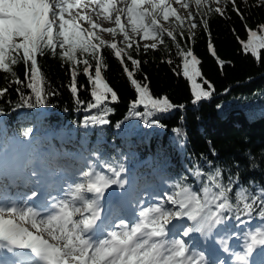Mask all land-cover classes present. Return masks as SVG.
Instances as JSON below:
<instances>
[{
	"label": "snow or ice",
	"instance_id": "1",
	"mask_svg": "<svg viewBox=\"0 0 264 264\" xmlns=\"http://www.w3.org/2000/svg\"><path fill=\"white\" fill-rule=\"evenodd\" d=\"M247 2L194 0L193 11L185 0H0V100L11 89L20 98L16 108H34L46 104L48 96L57 95L49 90L40 63L41 58L51 57L65 69L67 88L76 104L90 113L82 126L108 125L114 111L110 105L119 96L105 75L107 50L134 89L132 114L145 123L163 126L158 119L149 118L177 106L167 95L156 97L146 75L137 79L142 64L147 63L138 56L155 52L158 46L167 50V37L180 59L172 70L189 82L192 103L210 99L215 90L203 77L201 60L191 47L195 30L201 28L207 34V52L223 70L226 62L218 55L209 18L213 13L224 17L230 8L244 20L239 5ZM257 6H264V0H257ZM244 28L245 37L236 36L240 50L259 62L264 23L245 24ZM161 62L173 64L171 58ZM20 64L24 66L22 78L15 70ZM81 76L83 83L79 82ZM82 90L90 97L87 101L80 99ZM141 106L143 112L137 111ZM174 131L179 134L180 130ZM31 133L26 129L21 135L28 138ZM92 155L105 171H97V163L89 161V170L78 173L82 179L68 184L62 198L41 201L39 188L19 198L0 191V254H11L0 264H225L224 260L210 261L205 252L191 246L194 233L209 239L223 231L221 226L231 228L229 239L244 240L239 252L229 248L227 239L218 241L233 257L231 264H251L249 258L256 248L264 249V186L249 190L238 176L231 175L225 182L219 167L211 172L198 170L194 173L198 189L177 182L172 191L149 197L156 203L141 207L142 199L134 203L128 199L132 185L127 169L100 160L97 153ZM29 176L41 184L40 170L34 168ZM108 198L127 212L107 214L101 202ZM174 220L183 223L177 228ZM174 230L178 234L170 237Z\"/></svg>",
	"mask_w": 264,
	"mask_h": 264
},
{
	"label": "trees",
	"instance_id": "2",
	"mask_svg": "<svg viewBox=\"0 0 264 264\" xmlns=\"http://www.w3.org/2000/svg\"><path fill=\"white\" fill-rule=\"evenodd\" d=\"M239 7L244 20L230 8L224 17L213 13L209 18V29L218 55L226 62L223 70L207 52V34L201 28L195 30V43L191 47L201 60L203 77L215 90L210 99L192 103L189 82L172 70L180 64V59L167 37V50L158 46L159 50H150L138 56L147 63L142 64L137 79L146 75L152 93L156 97L167 95L171 103L177 106L167 113L149 118L158 119L163 126L145 123L144 119L132 114L130 108L135 98L134 89L129 86L121 66L105 50L109 64L105 75L117 91L119 101L110 105L114 111L108 117V125L90 127L97 128L98 136L111 144L98 146L100 150L107 151L108 156L103 161L114 166L123 165L128 172L140 160L148 159L147 168L158 170L162 179L168 182L169 191H172V185L181 181L198 189L200 185L194 173L198 170L211 172L216 167L221 169L225 182L231 175L234 178L238 176L239 182L249 190L264 186V50L257 62L250 54L241 52L236 39L237 35L245 37V24L255 27L264 23V6H257V0H248ZM182 46H185L183 42ZM167 58L173 60L172 65L161 62ZM40 63L50 82L49 90L58 94L48 96L44 105L16 108L20 98L10 89L0 100V142L3 139L5 146L13 133L24 138L21 133L31 129L29 124L25 125V120L35 119L27 115H35L38 121V108L70 112L68 115L55 114L43 119L46 125L70 119L82 126L83 118L90 114L76 104L68 90L69 77L61 62L44 57ZM23 68V64H20L15 69L21 78ZM79 82H84L83 76ZM198 82H201L199 78ZM80 99L87 101L90 97L82 90ZM179 105L184 107L180 108ZM137 111L143 112V107ZM174 129H179V134ZM107 147H112V150L109 152ZM221 228L231 229L227 226Z\"/></svg>",
	"mask_w": 264,
	"mask_h": 264
},
{
	"label": "rangeland",
	"instance_id": "3",
	"mask_svg": "<svg viewBox=\"0 0 264 264\" xmlns=\"http://www.w3.org/2000/svg\"><path fill=\"white\" fill-rule=\"evenodd\" d=\"M186 2V1H185ZM189 3H191V10L195 11L196 10V6L194 4V0H190ZM178 8L179 10V6L178 5H174ZM212 7H216V5L213 3ZM181 11V15H186V13L183 10ZM170 24L167 23L165 24V27H169ZM106 39H109V37H105ZM141 44H143V42H141ZM12 149L10 150L11 152H9L8 150H5L4 152L0 153V169H3L4 167H8L10 166L11 168L13 167V164H16L15 158L14 156H17L18 162L22 161L23 159V152H24V148L25 150L29 147L28 145L20 142V141H12ZM15 152L17 153L16 155ZM28 164V163H27ZM26 163H21V169H23L21 171V174L26 175V169L25 166H27ZM130 181H131V189H130V195L134 193V188L137 186V188H135V191L138 189V181L137 183H135V180H137L136 178H133L129 176ZM63 181V180H62ZM159 185H161L160 187V191L163 192L164 187H165V183L162 181L158 182ZM150 198H147V201H150ZM153 203V202H151ZM103 204V203H102ZM147 206V205H146ZM141 207H144L141 205ZM175 223H177L178 226H180L183 222L182 221H173V224L175 225ZM194 239L192 241V244H196V245H200L202 247V251L205 252V255L208 254L211 258H218L220 254H223V247L222 245L218 242L220 239H226V234L223 233V235H221L220 237H217L216 234L214 233L213 236L209 239H206L205 237L201 236L199 233H194ZM244 243L243 237H241L240 239H236V238H232L231 240H228V246L232 251H241V245ZM208 250V252H206ZM230 253H225L224 255L225 258H227V256H229ZM224 260V259H223Z\"/></svg>",
	"mask_w": 264,
	"mask_h": 264
},
{
	"label": "bare ground",
	"instance_id": "4",
	"mask_svg": "<svg viewBox=\"0 0 264 264\" xmlns=\"http://www.w3.org/2000/svg\"><path fill=\"white\" fill-rule=\"evenodd\" d=\"M172 234H173V236L177 235V231L174 230V231L172 232ZM216 260H217V259H215L214 261H216Z\"/></svg>",
	"mask_w": 264,
	"mask_h": 264
}]
</instances>
